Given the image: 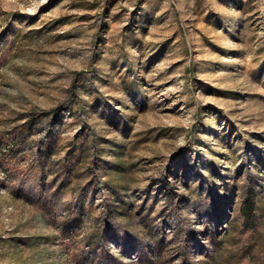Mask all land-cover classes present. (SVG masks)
Returning a JSON list of instances; mask_svg holds the SVG:
<instances>
[{
    "label": "rangeland",
    "instance_id": "rangeland-1",
    "mask_svg": "<svg viewBox=\"0 0 264 264\" xmlns=\"http://www.w3.org/2000/svg\"><path fill=\"white\" fill-rule=\"evenodd\" d=\"M0 264H264V0H0Z\"/></svg>",
    "mask_w": 264,
    "mask_h": 264
},
{
    "label": "trees",
    "instance_id": "trees-1",
    "mask_svg": "<svg viewBox=\"0 0 264 264\" xmlns=\"http://www.w3.org/2000/svg\"><path fill=\"white\" fill-rule=\"evenodd\" d=\"M242 215L251 217L254 213V199L252 194H247L244 198L243 207L241 208Z\"/></svg>",
    "mask_w": 264,
    "mask_h": 264
}]
</instances>
